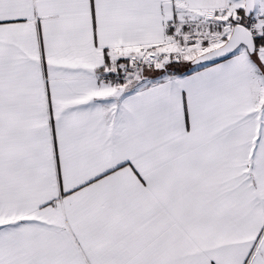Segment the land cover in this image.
<instances>
[{
    "label": "snow or ice",
    "instance_id": "1",
    "mask_svg": "<svg viewBox=\"0 0 264 264\" xmlns=\"http://www.w3.org/2000/svg\"><path fill=\"white\" fill-rule=\"evenodd\" d=\"M0 264H264V0H0Z\"/></svg>",
    "mask_w": 264,
    "mask_h": 264
}]
</instances>
